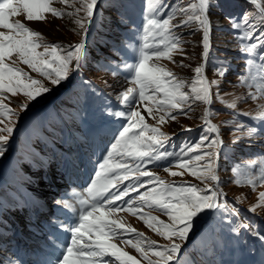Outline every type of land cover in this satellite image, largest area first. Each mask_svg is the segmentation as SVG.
Listing matches in <instances>:
<instances>
[{"label":"rangeland","instance_id":"obj_1","mask_svg":"<svg viewBox=\"0 0 264 264\" xmlns=\"http://www.w3.org/2000/svg\"><path fill=\"white\" fill-rule=\"evenodd\" d=\"M151 2L98 0L93 22L87 26L86 32L73 22L76 19L74 16L65 15L58 19L49 14L42 22L25 21L28 27L39 31L47 43L68 46L83 39L85 56L79 69L61 84L49 85L51 91L31 102L25 111L21 112L18 107L23 96L12 99V107L19 112V116L14 118V131L4 146V154L0 155V264H47L56 254L58 245L70 239V233L64 229L75 222L81 207H87L80 201L88 197L86 189L100 170L115 136L127 123L113 113L129 108L128 105H121L117 96L128 87H134L126 65L136 62L139 33L145 15L150 14ZM162 2L186 7L195 0ZM72 3L73 0H69L66 6L57 0L54 6L69 12L74 10ZM79 6V3L75 4V7ZM169 10L172 9H166ZM244 14L249 16V24L254 26V31H264L250 0H210L208 15L211 30L207 60L202 56L203 32L192 23L174 30L185 42L182 44L183 52L173 56L175 63L168 60L158 62L185 81V92L190 90L196 75L193 69L203 63L205 76L217 81L211 90V105L190 101L185 106L187 115L176 112L175 120L167 119L160 124L144 111L147 101L139 106L132 105L138 107L146 123L159 127L170 137L165 146L169 152H180L184 145L199 140L205 127L202 116L206 107L211 109V122L219 128V138L223 141L217 168V191L222 194L219 203L237 211L232 213L220 207L203 213L188 240L181 242L180 264H264V241L253 235V232L264 234V208H257L255 212L248 210L256 203L258 194L264 191V184L258 182L253 189L248 183L264 168V121L252 119L257 106L264 104V98L257 93L258 98L254 101L249 96V93H256L258 70L264 63L261 60L264 48L258 47L252 57L240 50L237 37L247 30L243 24ZM229 17H235L242 27L233 29ZM183 18L177 15L173 23H179ZM13 19L23 21L24 17L21 15ZM244 43L255 41L246 40ZM250 58L254 59L251 69L253 78L249 80L251 87L240 83L241 76L249 75L247 60ZM181 63L186 67H182ZM15 66L34 78L43 79L19 60H16ZM220 71L224 75H219ZM233 100L236 107L228 108L226 104ZM245 112L251 115H243ZM249 127L257 131L246 136L243 133ZM186 128L191 131H186ZM209 135L214 137L217 134ZM128 162L132 167L138 163ZM177 162L178 158L172 156L147 164L146 168L169 183L203 187L187 171L175 167ZM165 167L184 171V175L172 177L164 171ZM146 179L140 178L141 181ZM136 182L134 178L125 180L113 191ZM148 187L151 185L140 191H146ZM32 192L39 193L36 199L31 197ZM129 195L135 197L137 193ZM41 201L44 207L37 209ZM143 211L168 222L167 216L158 210L145 207ZM118 217L123 218L122 223L144 233L148 240L156 241L157 245L168 243L149 229L143 220L126 212L118 213ZM121 239L135 242V234L122 233L115 242L121 249L136 256L140 264H148L135 249L120 243ZM104 260L105 264H118L114 257H105Z\"/></svg>","mask_w":264,"mask_h":264},{"label":"snow or ice","instance_id":"obj_2","mask_svg":"<svg viewBox=\"0 0 264 264\" xmlns=\"http://www.w3.org/2000/svg\"><path fill=\"white\" fill-rule=\"evenodd\" d=\"M57 0H0V155L4 154L5 145L8 143L15 127V119L19 112L12 107V99L23 96V101L18 103L19 110L25 111L29 104L36 101L43 94L51 91L49 85L56 86L69 78L70 74L79 69L85 56L83 39L74 45L64 46L57 43L44 42L39 31L28 27L25 21H45L47 15L63 18L65 15L76 17L73 21L79 28L87 31L95 16L98 0H73V11L65 12L54 4ZM64 5H69V0H59ZM79 3V7L75 4ZM255 6L264 27V0H250ZM210 0H195L186 7L165 5L162 0H152L149 11L145 15L142 31L139 33L140 46L136 62L126 65L130 75L128 87L118 94L117 99L121 105H128L127 111L117 110L113 115L123 118L127 123L115 136V141L108 149L100 170L86 189L88 197L80 201L82 205L78 218L64 230L70 233V239L58 245L56 254L47 264H105V257H114L118 264H140V260L127 251L121 249L115 242L122 233L135 234L136 240L121 239L135 249L148 264H180L179 256L182 243L188 240L197 220L207 210L224 207L232 213L235 208L227 204L221 205L219 199L222 194L217 191L219 176L217 175L218 159L223 141L219 138V128L211 122L213 115L210 108L206 107L202 116L204 129L199 140L193 144L184 145L180 152H169L166 144L170 137L163 133L157 126L145 122L138 107L145 101L144 111L156 120L157 124L166 122L167 119H176L174 113L187 115L185 106L190 101H200L205 105L212 103V88L216 80H209L204 74L205 65L202 63L193 69L196 74L190 90L183 91L185 81L178 79L162 63L168 60L173 63V56L182 53L180 36L174 31L192 23L202 30L204 60L210 49ZM166 9H172L166 11ZM83 12V16L80 13ZM23 15L24 20L13 19ZM177 15L183 16L179 23H173ZM232 28L240 29L235 17ZM249 16L244 14L243 24L247 30L238 35L240 50L252 57L255 50L264 48V31H254V26L249 24ZM255 43H244V41ZM43 51H38V49ZM16 60L26 65L31 72L37 73L43 79L32 77L28 72L16 67ZM264 61V55L261 56ZM11 61V62H10ZM254 59L247 60L249 75L240 77V83L248 85L252 77L251 69ZM182 67H186L181 63ZM256 93H249L252 100H257V93L264 98V63L259 68ZM219 75H224L223 71ZM228 108H235L233 100L227 103ZM190 110V109H189ZM243 115H251L245 112ZM252 119L264 121V104L257 106L256 114ZM239 127H244L240 125ZM186 131L191 129L186 128ZM256 128L249 127L243 134L251 136ZM216 133V136H210ZM204 149H208L205 151ZM175 156L178 162L175 167L187 171L195 177L203 187L195 184H175L161 179L155 173L147 170L146 165L156 160H163ZM120 157V159H115ZM129 160L138 162L132 167ZM196 162V163H193ZM164 171L172 177L183 176L184 171H173L165 167ZM147 178L141 181L140 178ZM134 178L137 182L130 183L122 190L119 185L125 180ZM264 184V168L253 175L248 183L255 189L257 183ZM151 185L146 191H140ZM137 195L131 197L129 194ZM125 197L129 199L125 200ZM121 202V203H117ZM68 207V205H65ZM147 207L158 210L167 216L168 222L158 216L144 213ZM257 208H264V191L256 198V203L248 209L255 212ZM126 212L143 220L144 224L162 237L168 243L157 245L154 240H148L144 233L138 232L130 225L122 223L118 213ZM245 227H250L245 225ZM253 235L264 241V234L253 232ZM155 257L151 259L149 256Z\"/></svg>","mask_w":264,"mask_h":264},{"label":"bare ground","instance_id":"obj_3","mask_svg":"<svg viewBox=\"0 0 264 264\" xmlns=\"http://www.w3.org/2000/svg\"><path fill=\"white\" fill-rule=\"evenodd\" d=\"M48 190L46 189V191H45V195H47L48 193ZM38 195H39V193L38 192H32V194H31V197L33 198V199H36L37 197H38ZM43 201H41V203H38L37 204V206H36V208L37 209H42L44 206H43Z\"/></svg>","mask_w":264,"mask_h":264},{"label":"trees","instance_id":"obj_4","mask_svg":"<svg viewBox=\"0 0 264 264\" xmlns=\"http://www.w3.org/2000/svg\"><path fill=\"white\" fill-rule=\"evenodd\" d=\"M71 101H72V102H75V100H74V99H72V98H71Z\"/></svg>","mask_w":264,"mask_h":264}]
</instances>
